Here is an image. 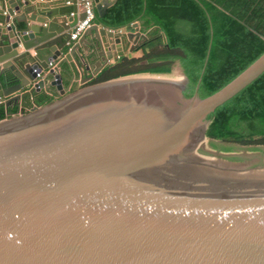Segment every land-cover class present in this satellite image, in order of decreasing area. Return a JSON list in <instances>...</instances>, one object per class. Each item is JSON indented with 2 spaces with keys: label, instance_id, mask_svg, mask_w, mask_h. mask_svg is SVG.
<instances>
[{
  "label": "water",
  "instance_id": "water-1",
  "mask_svg": "<svg viewBox=\"0 0 264 264\" xmlns=\"http://www.w3.org/2000/svg\"><path fill=\"white\" fill-rule=\"evenodd\" d=\"M79 8L0 0V107L32 98L0 117V264H264V144L205 140L264 52L209 95L177 56L87 84L147 35L94 21L71 40Z\"/></svg>",
  "mask_w": 264,
  "mask_h": 264
},
{
  "label": "trees",
  "instance_id": "trees-1",
  "mask_svg": "<svg viewBox=\"0 0 264 264\" xmlns=\"http://www.w3.org/2000/svg\"><path fill=\"white\" fill-rule=\"evenodd\" d=\"M94 14L95 22L113 29L138 21L147 39L140 56L119 58L87 84L117 68L177 56L199 74L209 95L264 52V0H115L101 17ZM36 100L45 104L52 97ZM207 119L208 140L264 144V71Z\"/></svg>",
  "mask_w": 264,
  "mask_h": 264
},
{
  "label": "built area",
  "instance_id": "built-area-1",
  "mask_svg": "<svg viewBox=\"0 0 264 264\" xmlns=\"http://www.w3.org/2000/svg\"><path fill=\"white\" fill-rule=\"evenodd\" d=\"M76 3L81 6L84 10V17L77 21V23L73 26L72 31L70 33V39L76 40L80 34L91 24L94 23V3L93 0H75ZM67 4L71 3V0H66ZM73 12H71V15ZM55 63H49V69H54ZM40 73H37V77H40Z\"/></svg>",
  "mask_w": 264,
  "mask_h": 264
},
{
  "label": "crops",
  "instance_id": "crops-1",
  "mask_svg": "<svg viewBox=\"0 0 264 264\" xmlns=\"http://www.w3.org/2000/svg\"><path fill=\"white\" fill-rule=\"evenodd\" d=\"M76 6H77V12L80 10V6L76 3ZM137 23H138V25H139V27H140V22H138V21H136ZM127 30L128 29H131L130 27H128V28H126ZM132 30V29H131ZM141 30V29H140ZM143 32V31H142ZM89 42H91L90 40H88ZM82 51H84L83 49H82ZM135 50H133L132 52H134ZM140 51V50H139ZM132 52H126L123 56H129V57H133V56H139L138 54H131ZM136 52V51H135ZM122 56V57H123ZM121 58V57H120ZM111 63H113V61H111ZM63 67L64 68H66V64L64 63L63 64ZM83 74H88V73H86L85 72V70L84 71H81V70H79V72L77 73V79L79 80V79H81L82 78V75ZM67 85V80H65V79H63V86H66ZM39 94H45V95H48V94H46V91L44 90V91H41V92H39V93H37L36 94V96L37 95H39ZM49 96V95H48ZM51 97V96H50ZM6 97H4V96H1L0 97V100H4ZM53 98V97H52ZM27 100L26 101H23L22 99H19L18 100V102H19V104H11L10 106H8V108L7 107H4V106H2V107H0V109L3 111V113H4V115H5V113H6V111H11V109H13V108H15L16 110L18 109V108H21V103L22 102H25V104H29L30 103V101L32 100V98L31 97H27L26 98Z\"/></svg>",
  "mask_w": 264,
  "mask_h": 264
},
{
  "label": "flooded vegetation",
  "instance_id": "flooded-vegetation-1",
  "mask_svg": "<svg viewBox=\"0 0 264 264\" xmlns=\"http://www.w3.org/2000/svg\"><path fill=\"white\" fill-rule=\"evenodd\" d=\"M134 42L137 44V47H138L137 49H135V51H139L144 41L141 39V37H137V38H134Z\"/></svg>",
  "mask_w": 264,
  "mask_h": 264
},
{
  "label": "rangeland",
  "instance_id": "rangeland-1",
  "mask_svg": "<svg viewBox=\"0 0 264 264\" xmlns=\"http://www.w3.org/2000/svg\"><path fill=\"white\" fill-rule=\"evenodd\" d=\"M131 54H138L140 56L141 54V51H136V52H132ZM84 86V85H81V87ZM205 140H208L207 138Z\"/></svg>",
  "mask_w": 264,
  "mask_h": 264
},
{
  "label": "bare ground",
  "instance_id": "bare-ground-1",
  "mask_svg": "<svg viewBox=\"0 0 264 264\" xmlns=\"http://www.w3.org/2000/svg\"><path fill=\"white\" fill-rule=\"evenodd\" d=\"M201 139H204L203 137Z\"/></svg>",
  "mask_w": 264,
  "mask_h": 264
}]
</instances>
